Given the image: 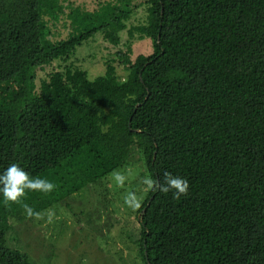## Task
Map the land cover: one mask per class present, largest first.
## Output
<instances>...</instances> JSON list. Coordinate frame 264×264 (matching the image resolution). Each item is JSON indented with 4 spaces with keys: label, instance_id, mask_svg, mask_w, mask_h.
<instances>
[{
    "label": "trees",
    "instance_id": "trees-1",
    "mask_svg": "<svg viewBox=\"0 0 264 264\" xmlns=\"http://www.w3.org/2000/svg\"><path fill=\"white\" fill-rule=\"evenodd\" d=\"M124 29L152 48L115 52L124 78L115 59L93 79L66 63ZM135 154L144 176L190 185L180 199L146 192L129 235L142 264H264V0H0V173L17 163L56 185L25 202L68 207ZM25 219L0 195V264H35L7 243Z\"/></svg>",
    "mask_w": 264,
    "mask_h": 264
},
{
    "label": "rangeland",
    "instance_id": "rangeland-1",
    "mask_svg": "<svg viewBox=\"0 0 264 264\" xmlns=\"http://www.w3.org/2000/svg\"><path fill=\"white\" fill-rule=\"evenodd\" d=\"M72 1L92 9L98 0ZM145 17V5H142L126 21L127 27L144 22ZM57 28L63 37L66 29L61 24H57ZM119 34L121 43L117 47L96 34L78 46L66 63L73 61L93 79L104 73L107 60L115 59L116 72L124 78L127 70L118 63L115 52L125 51L130 45L131 58H134L138 53L152 52V48L148 39L135 37L128 44L126 29ZM117 170L129 175L124 189L115 186L110 174L102 183L90 185L66 198L68 207L63 201L43 211L54 213L51 222L47 217L22 222L12 220V230L7 234L8 245L26 252L35 264H142L138 245L129 240L131 229L136 227L135 212L124 204V196L127 191H135L145 197V186L141 183L146 175L145 165L135 154L126 166ZM134 230L136 232V228Z\"/></svg>",
    "mask_w": 264,
    "mask_h": 264
},
{
    "label": "clouds",
    "instance_id": "clouds-1",
    "mask_svg": "<svg viewBox=\"0 0 264 264\" xmlns=\"http://www.w3.org/2000/svg\"><path fill=\"white\" fill-rule=\"evenodd\" d=\"M102 133L106 129H101ZM130 174V173H129ZM115 186L124 189L129 179V175L120 170H113L111 173ZM141 183L145 186V192H161L164 194L172 193L174 199H180L181 196H187L189 191V181L181 176H174L171 173H165L163 180L153 179L150 176L142 178ZM56 185L44 178L32 177L20 167L17 163L10 164L2 173H0V195L3 196L4 205H19L23 208L26 218L44 220L51 222L54 213H43L35 211L25 202L28 192H39L45 195L52 193ZM143 197L137 195L135 191H127L124 196V204L133 212L142 207Z\"/></svg>",
    "mask_w": 264,
    "mask_h": 264
}]
</instances>
